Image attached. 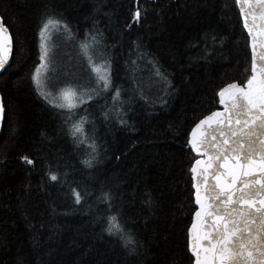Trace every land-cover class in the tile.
<instances>
[{
  "label": "trees",
  "instance_id": "obj_1",
  "mask_svg": "<svg viewBox=\"0 0 264 264\" xmlns=\"http://www.w3.org/2000/svg\"><path fill=\"white\" fill-rule=\"evenodd\" d=\"M0 13L14 40L0 74V264H193L189 134L251 75L236 0H0ZM43 41L55 74L37 86ZM68 84L71 108L55 95Z\"/></svg>",
  "mask_w": 264,
  "mask_h": 264
},
{
  "label": "snow or ice",
  "instance_id": "obj_2",
  "mask_svg": "<svg viewBox=\"0 0 264 264\" xmlns=\"http://www.w3.org/2000/svg\"><path fill=\"white\" fill-rule=\"evenodd\" d=\"M240 3L251 37V75L244 85L233 82L222 88L218 95L223 111L200 119L190 134L191 149L200 157L190 169L198 205L189 233L194 264H264V0ZM134 19H141L139 8ZM52 23L48 20L43 29ZM12 48V34L0 17V69L8 64ZM64 98L67 107L75 106L71 93ZM3 115L0 101V119ZM74 129L73 135L82 132V125ZM50 178L55 181L57 176L50 173ZM103 195L110 200L108 193ZM75 197L79 202L80 193Z\"/></svg>",
  "mask_w": 264,
  "mask_h": 264
},
{
  "label": "rangeland",
  "instance_id": "obj_3",
  "mask_svg": "<svg viewBox=\"0 0 264 264\" xmlns=\"http://www.w3.org/2000/svg\"><path fill=\"white\" fill-rule=\"evenodd\" d=\"M55 29H56L55 26L54 25H51L50 28H48L47 30L44 31V36H46L47 34H51L52 31H54ZM48 45H49V42L48 41H46V42L43 41V43H42V54H41V56H43L44 59L42 60L43 63H42V65H40V68H41V70L42 69H45V74L46 75L43 74V70H42V74L41 75L40 74H38V75L36 74L34 76L33 81H34V83L37 86L45 83V81H48L49 82V80H51L52 76L55 74V73L54 74H50L51 69H52V66H51V64L49 62L50 61L49 58L51 56L50 55L51 53H50V50H49L50 47L47 48ZM108 74H109V70H107V72L105 73V76H108ZM60 89H62L63 92H57V93H55V95L57 96V98L59 100L58 94L59 93H63L61 100H62L63 104H65L67 106L68 101L65 100L64 96H65V93H71V85L70 84L63 85ZM81 95H82V97H81L80 102H79L78 105L87 102V100H89L91 98L88 94H85L83 92H81Z\"/></svg>",
  "mask_w": 264,
  "mask_h": 264
},
{
  "label": "water",
  "instance_id": "obj_4",
  "mask_svg": "<svg viewBox=\"0 0 264 264\" xmlns=\"http://www.w3.org/2000/svg\"><path fill=\"white\" fill-rule=\"evenodd\" d=\"M253 2H254V0H253ZM236 3H237V7H238V9H239V11H240V14H241V17H242V22H243V26H244V15H243V13H242V11H241V3H240V0H236ZM254 14L255 15H257V17L259 16V9L257 8L256 10H255V12H254ZM0 17H2L3 18V16L1 15V13H0ZM3 20H4V18H3ZM5 22V21H4ZM257 23H259V20H257ZM6 27L9 29V31H10V33L12 34V32H11V30H10V28L6 25ZM244 29H245V31H246V33H247V35L249 36V42H250V49H251V37H250V35L248 34V31H247V29L244 27ZM12 37H13V35H12ZM13 52H14V40H13V48H12V52H11V54L9 55V59H8V64L5 66V68L4 69H0V74H2L4 71H5V69L9 66V64H10V62H11V60H12V57H13ZM251 54H252V49H251ZM236 82V81H235ZM231 83H233V82H231ZM231 83H229V84H231ZM236 83H239V82H236ZM246 83V82H245ZM240 84V83H239ZM228 85V84H227ZM227 85H225L224 87H226ZM242 85V84H241ZM223 87V88H224ZM221 90V89H220ZM218 94H219V92H218ZM219 96V95H218ZM220 99V98H219ZM0 101H2L3 102V105H4V115H3V118L2 119H0V134H1V131H2V129H3V125H4V120H5V102H4V97H3V94H2V92L0 91ZM223 108H224V106L223 105H221L220 103H219V107L218 108H216L215 110H213L212 112H214V111H223ZM212 112H210L208 115H210ZM208 115H206V116H208ZM205 117V116H204ZM203 117V118H204ZM203 118H201V119H203ZM199 122V121H198ZM197 122V123H198ZM195 127V125L193 126V128ZM192 128V129H193ZM192 131V130H191ZM191 131H190V134H191ZM190 134H189V140H190ZM189 146H190V144H189ZM191 147V146H190ZM196 155H197V153H195ZM198 156V155H197ZM198 158H200L199 156L196 158V159H198ZM194 162H195V160H194ZM194 162H193V164H194ZM192 164V165H193ZM192 167V166H191ZM192 179H193V176H192ZM194 183H195V181H194V179H193V189H194V202H195V188H194ZM195 206H196V209H195V211L197 210V208H198V205H196L195 204ZM195 211H194V213H195ZM194 213H193V218H192V221H191V224L193 223V221L195 220V215H194ZM191 224H190V226H189V230H188V244H189V249H190V228H191ZM190 252H191V250H190ZM191 254H192V252H191ZM192 256H193V254H192ZM193 258H194V260H195V257L193 256ZM194 260H193V264H194Z\"/></svg>",
  "mask_w": 264,
  "mask_h": 264
}]
</instances>
